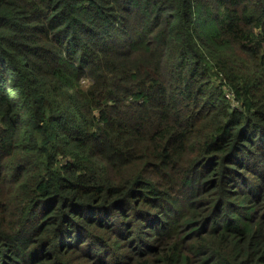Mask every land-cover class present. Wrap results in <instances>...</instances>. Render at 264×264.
<instances>
[{
  "label": "trees",
  "instance_id": "1",
  "mask_svg": "<svg viewBox=\"0 0 264 264\" xmlns=\"http://www.w3.org/2000/svg\"><path fill=\"white\" fill-rule=\"evenodd\" d=\"M0 264H264V0H0Z\"/></svg>",
  "mask_w": 264,
  "mask_h": 264
},
{
  "label": "built area",
  "instance_id": "2",
  "mask_svg": "<svg viewBox=\"0 0 264 264\" xmlns=\"http://www.w3.org/2000/svg\"><path fill=\"white\" fill-rule=\"evenodd\" d=\"M226 96H227L228 99H230L233 102L234 105L237 104V102L234 101V98H233L234 96H233V93L232 92L229 93V94H226Z\"/></svg>",
  "mask_w": 264,
  "mask_h": 264
},
{
  "label": "rangeland",
  "instance_id": "3",
  "mask_svg": "<svg viewBox=\"0 0 264 264\" xmlns=\"http://www.w3.org/2000/svg\"><path fill=\"white\" fill-rule=\"evenodd\" d=\"M85 83H87V81H86ZM224 87L226 88V92H227V94L231 93V90H230V88H229L227 85H225ZM76 261H77L78 263H80L82 260H81L80 258H78Z\"/></svg>",
  "mask_w": 264,
  "mask_h": 264
}]
</instances>
